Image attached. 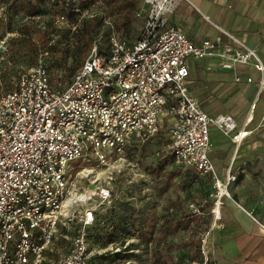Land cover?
<instances>
[{
	"label": "built area",
	"instance_id": "2783aa9c",
	"mask_svg": "<svg viewBox=\"0 0 264 264\" xmlns=\"http://www.w3.org/2000/svg\"><path fill=\"white\" fill-rule=\"evenodd\" d=\"M143 1L137 12L145 18L140 35L132 41L111 32L105 48L96 41L68 85L53 84L41 59L0 97V264H90L96 255L90 250V229L110 206L121 175L127 172L130 183L145 176L137 158L153 142L163 141L156 157L211 178L212 212L215 219L221 217L238 176L232 164L218 172L210 156L211 127L236 143L248 132H236L230 115L206 112L190 93L189 61L210 59L227 70L239 64L258 70L252 112L264 91V61L220 25L215 24L216 36L200 42L167 26L168 15L183 0ZM60 2L79 12L78 21L98 15L91 8L81 10V0ZM55 19L57 24L69 20L65 12ZM235 80L243 81L240 75ZM77 159L95 160V165L73 175L70 162ZM84 179L87 188L77 187ZM73 224V236L62 233ZM59 236L71 239L69 252L50 259Z\"/></svg>",
	"mask_w": 264,
	"mask_h": 264
},
{
	"label": "rangeland",
	"instance_id": "374dc122",
	"mask_svg": "<svg viewBox=\"0 0 264 264\" xmlns=\"http://www.w3.org/2000/svg\"><path fill=\"white\" fill-rule=\"evenodd\" d=\"M30 2L36 4V0H0V97L14 90L20 76L41 59L50 68L53 84L68 85L96 41L105 48L114 31L133 41L145 23V18L135 13L126 25L123 13L113 12L110 6L106 9L109 0H97L91 11L104 17L103 25L91 36H84L80 28L86 18L57 24L55 18L64 10L60 4L46 1L40 6L46 13L33 17L23 9ZM138 2L140 6L144 3ZM45 28L50 30L48 40L39 32ZM168 127L166 124L164 132ZM211 130L213 137L224 136L215 126ZM262 149L259 147L258 153L264 154ZM156 150H163V141L146 146L137 158L144 177L130 183L126 172L117 179L110 206L100 211L90 229V250L97 256L94 264H216L209 243L211 178L156 157ZM70 165L75 175L82 167L95 165V160L77 159ZM88 185L87 179L77 182V187ZM75 227L73 224L62 233L73 236ZM70 246L71 239L59 236L49 258H60Z\"/></svg>",
	"mask_w": 264,
	"mask_h": 264
},
{
	"label": "crops",
	"instance_id": "0c3cea01",
	"mask_svg": "<svg viewBox=\"0 0 264 264\" xmlns=\"http://www.w3.org/2000/svg\"><path fill=\"white\" fill-rule=\"evenodd\" d=\"M215 24L256 49L264 61V0H183L167 22L195 42L216 36ZM216 64L210 59L189 61L190 93L206 112L232 116L236 132L248 134L236 143L231 135L213 137L211 130L210 156L218 172L223 174L232 164L238 180L230 189L232 196L224 200L219 219L214 218L212 205L209 243L216 264H264V154L258 153L259 147L264 151V91L251 111L261 73L250 65L227 70ZM237 75L243 81L237 82ZM248 77L253 78L252 83L247 82Z\"/></svg>",
	"mask_w": 264,
	"mask_h": 264
},
{
	"label": "trees",
	"instance_id": "16d2710c",
	"mask_svg": "<svg viewBox=\"0 0 264 264\" xmlns=\"http://www.w3.org/2000/svg\"><path fill=\"white\" fill-rule=\"evenodd\" d=\"M46 1H49L54 5L60 4L61 7L64 8V10L62 12H65L67 14L68 18L75 19L76 21L79 19V17H80L79 12H77L75 10V8H73V6L70 8H66L65 5H62V2H60L61 0H54V1L53 0H36V4H32L30 2V3H28L29 7H27L28 5H24L23 9L26 11V13L29 16H33V17L41 16L42 14H44L46 12L43 10L44 8L40 9V6H44ZM64 2L65 1H63V3ZM96 3H97V0H81L80 9L85 10V9L92 8L94 5H96ZM107 3H109V4L106 6V9H109V6H110V8L113 9L112 10L113 12L117 11V12L123 13V20L122 21L126 25L131 21L133 15L135 13H137V10H139V8L143 5L142 4L140 6L138 0H121V1L120 0H109V2H107ZM103 19H104V17L102 15L101 16L97 15L96 17H94L92 19H89V18L84 19V22H83L84 24L80 28V31L82 32V34L84 36H91L94 32L98 31L101 28V26L103 25ZM39 32H41V34L45 40H48L49 35H50V30L48 28H45L44 30L39 29ZM49 70H50V68H49ZM150 144H152V143H150ZM166 162L175 163L174 160H172V159H166ZM159 169L161 171L163 169V166L159 167ZM98 219H99V216L97 217V221H98ZM97 221H96V223H97ZM90 236H91V234H89V237ZM108 239L110 240V238H108ZM107 242H108V240H107ZM96 257L97 256H94L91 259L90 264H94Z\"/></svg>",
	"mask_w": 264,
	"mask_h": 264
}]
</instances>
